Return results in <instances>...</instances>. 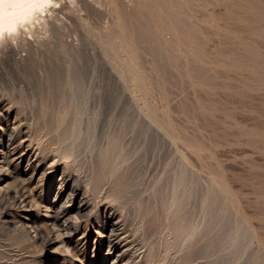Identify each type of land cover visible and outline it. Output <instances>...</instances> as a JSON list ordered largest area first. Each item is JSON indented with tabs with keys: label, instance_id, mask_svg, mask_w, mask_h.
<instances>
[{
	"label": "rangeland",
	"instance_id": "rangeland-1",
	"mask_svg": "<svg viewBox=\"0 0 264 264\" xmlns=\"http://www.w3.org/2000/svg\"><path fill=\"white\" fill-rule=\"evenodd\" d=\"M44 7L0 42V152L15 119L42 164L0 168V264H113L94 242L106 206L138 264H264V0ZM62 175L93 204L79 255L25 226Z\"/></svg>",
	"mask_w": 264,
	"mask_h": 264
},
{
	"label": "bare ground",
	"instance_id": "bare-ground-1",
	"mask_svg": "<svg viewBox=\"0 0 264 264\" xmlns=\"http://www.w3.org/2000/svg\"><path fill=\"white\" fill-rule=\"evenodd\" d=\"M52 1L53 0H0V42L4 39L5 35L16 33L23 23L25 25V23L32 22V18L35 19L37 15L35 14L36 11L38 12L41 10V12H43L44 6H47ZM0 110H2L1 105ZM7 116L9 119V115ZM16 123V120H11V118L6 122L8 129L5 134V141L9 142V145L12 146L6 151L2 147L3 149H1L0 152V166L3 167L0 168L1 170L4 168V170H7L6 173L11 172L10 174H12L18 171L20 165L27 160L28 164L34 168L32 177H36L42 168V164L39 159L32 160V150L29 146H24V142L31 141L32 139L29 134H26L27 130L24 131L21 126H19L20 123H18V125H16ZM28 169L27 166L25 170L28 171ZM62 176L59 178L60 185L58 187H53V189L55 188L54 198L49 200L45 207L47 208V218L43 220L44 223L39 224L35 222V220H33V222L26 221L27 225L25 224V226L34 228V237H41L44 230H48L49 233L52 234V237L50 236L51 238L49 237V239L45 238L44 243L53 245L52 243L59 240L60 246L64 248L63 250L67 252L74 250V253L79 255L86 251V246L91 241L90 237L92 231L90 232V227L92 224L90 221L94 215L92 210L93 204L85 198V191L83 189L69 186V184L64 183L68 181V179ZM27 189L26 187L20 188V191L12 196V201L17 207L25 211V217L34 219L32 216V209L34 207ZM31 189L32 188H30V190ZM31 193L30 191V195L33 197L34 194L32 195ZM108 209L110 213L103 224L100 223V216H96L98 229L101 230H97L99 237L97 236L94 241L96 247L97 244H99V246L102 245L103 248L107 247L106 256L112 259L113 264H138L140 253L137 252L135 247L131 246L132 242L129 240L132 238L129 239L130 233L127 227L125 228L122 223L120 224V217L113 209L106 206L105 212ZM62 219L65 222L60 225L59 222ZM66 221H68V223H66ZM134 251L137 253H135V255L131 254ZM51 260L52 259H50V264L52 263Z\"/></svg>",
	"mask_w": 264,
	"mask_h": 264
}]
</instances>
